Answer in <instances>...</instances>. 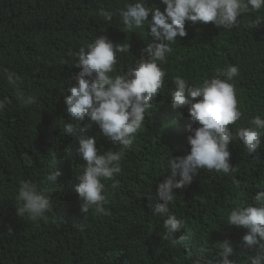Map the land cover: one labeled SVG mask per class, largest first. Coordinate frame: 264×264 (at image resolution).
<instances>
[{
    "label": "trees",
    "instance_id": "obj_1",
    "mask_svg": "<svg viewBox=\"0 0 264 264\" xmlns=\"http://www.w3.org/2000/svg\"><path fill=\"white\" fill-rule=\"evenodd\" d=\"M129 2L134 0H0V99L10 101L0 113V264H193L200 247L216 258V244L225 239L235 249L230 259L250 264L254 252L236 247L245 230L227 225L226 217L230 209L264 191V140L251 156L239 142L229 144V163L238 168L234 177L201 170L191 185L175 190L177 199L170 209L185 222L177 234L186 237L180 248L162 239L163 220L151 212L160 202L157 186L171 175L166 158L188 153V128L197 126L186 108L171 107L168 90L174 76L199 84L217 69L238 66L239 76L231 83L243 115L230 127L248 126L256 115L264 118V23L256 29L245 26L255 14L241 16L240 25L230 31L186 22L187 36L177 37L162 65L165 87L145 113L144 128L114 176L119 187L112 189L113 181H104L109 214L90 211L86 221L80 216L73 189L85 162L76 152L78 141L95 137L101 151L113 146L94 124L80 133L88 120L74 126L75 135L65 134L69 121L63 96L79 71L73 67V53L97 36L131 45L130 54H118L117 72L139 58L149 38L139 31L123 33L118 15L107 22L99 16L101 9L115 12ZM145 6L161 11L165 7L160 0H146ZM259 15L264 18V9ZM5 69L21 78L22 90L36 95L37 104L20 106ZM52 171L61 173L56 184L46 180ZM22 180L37 182L51 199L54 209L48 221L16 215Z\"/></svg>",
    "mask_w": 264,
    "mask_h": 264
},
{
    "label": "clouds",
    "instance_id": "obj_2",
    "mask_svg": "<svg viewBox=\"0 0 264 264\" xmlns=\"http://www.w3.org/2000/svg\"><path fill=\"white\" fill-rule=\"evenodd\" d=\"M160 3L165 6L163 11L155 6H145L146 0L126 3L115 12L100 10L99 16L106 22L118 15L123 33L139 31L149 38L139 58L123 73L116 71L118 54H130L129 43L113 44L106 36L100 35L73 53L76 57L73 67L79 71L72 77L75 83L63 96L69 121L64 125V133L75 135L77 128L74 126H81L88 120V125L79 128L80 133L94 124L100 135L113 146L101 151L96 146L95 137L81 136L78 141L76 152L85 164L75 177L78 183L73 190L78 196L80 216L85 221L90 211L95 215L109 214L105 207L109 201L104 181H113L112 189L119 187L114 176L121 172V162L137 133L144 128L145 113L153 108L165 87L167 72L162 65L168 62L167 57L173 52L172 45L177 42V37L187 36L186 22L193 25L211 23L217 29L230 31L240 25L241 16L255 14L245 26L256 29L264 23V18L259 15L264 9V0H160ZM4 71L20 106L37 104L36 95L22 90L21 78L6 69ZM238 76V66L229 65L217 69L212 78L199 84H189L179 75L172 78L173 87L168 90L171 107L174 110L186 108L190 120L197 125L188 128V153L166 158L171 175L157 186L160 202L151 212L152 216L162 218V239L173 248H180L186 239L184 235L177 236L185 228L184 220L177 218L170 209L177 199L175 190L191 185L201 170L234 177L238 168L229 163L230 143L239 142L250 156L261 148L264 140V118L261 115L253 116L248 126L230 127L235 126L243 115L238 108L235 84L231 83ZM8 103L10 101L6 98L0 99V113ZM60 175V171H52L46 180L56 184ZM233 183L239 187L235 179ZM15 199L16 215L32 222L48 221V213L54 209L51 199L41 192L37 182L31 180L20 181ZM226 224L245 230L236 247L254 252L250 264H264V191H258L251 202L230 209ZM80 230H84L83 226ZM8 233L12 234L10 227ZM216 245V258H212L208 248L200 247L193 264H235L230 259L235 254L230 241L225 239Z\"/></svg>",
    "mask_w": 264,
    "mask_h": 264
}]
</instances>
